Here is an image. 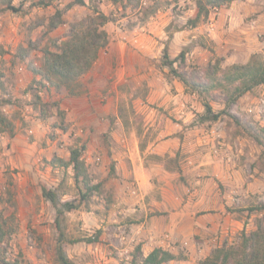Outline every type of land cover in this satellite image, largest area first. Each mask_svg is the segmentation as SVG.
<instances>
[{
  "label": "rangeland",
  "instance_id": "374dc122",
  "mask_svg": "<svg viewBox=\"0 0 264 264\" xmlns=\"http://www.w3.org/2000/svg\"><path fill=\"white\" fill-rule=\"evenodd\" d=\"M37 1L15 0L13 5L18 12L0 9V102L10 100L2 103L1 110L12 122L14 133L22 136L14 146L6 133L0 135V215L11 216L8 226L15 229L6 243V252H0V264H58L56 213L42 196L43 187L57 193L59 204L68 201L79 206L59 219L66 238L98 236L96 243L65 246L66 255L75 264H130L135 245L124 243L121 237L132 234L130 225L145 218L146 213L138 211V201L147 206L148 217L159 214L156 203L163 198L170 203L196 204L200 209L197 215L220 214L221 224L213 233L217 242L212 250L237 244L242 233L252 232L263 213L249 210L264 203L263 146L255 139H264V86L226 107L224 94L214 92L205 98L193 95L161 65L166 44L171 58L180 51L189 54H185L186 65L182 69L187 75L201 78V70L217 59L205 60L196 53L191 57L195 40L171 51L172 34L185 22L181 17L192 14L194 0H143L137 9H123L109 0H85L84 6L69 9L63 15L64 24L45 33L40 50L55 51V46L65 40L69 23L93 15L95 10L110 17L108 25L137 29L158 40L149 48L150 63L141 65V73L118 86L109 80L107 88L111 91L107 94L100 89L93 92L100 85L98 76H82L78 96L54 89L34 76L32 68H38L43 61L41 51L31 52L24 60L19 57L20 48H26L46 32L49 18L66 4L54 1L43 7L36 5ZM167 12H172L177 21L163 27L157 37L149 30L152 18L159 13L168 16ZM41 21L44 25L38 26ZM257 39L264 41V35L257 34ZM202 45L211 51L207 44ZM255 54L264 55V50ZM174 81L184 88L183 95ZM178 93L180 96L175 97ZM37 96L47 106L38 104ZM204 101L215 114H220L217 121L200 122ZM64 104L69 108L61 106ZM165 104L184 106L190 119L182 128V142L174 155L156 157L150 150L159 130L164 129V122L153 125L154 117L181 122L180 114L163 109ZM124 136L129 142L135 139L140 163L161 165L174 173L166 176L151 171L148 177L138 178L131 175L128 163L116 159L124 151L120 146ZM71 146L84 147L82 159L91 182L101 184L99 192L81 203L72 168L51 163L53 158L67 160ZM140 185L148 187L149 193L142 195ZM122 197L130 199L125 205L127 215L119 212ZM123 222H128L127 228ZM174 253L181 259L166 264H200L211 252L178 249Z\"/></svg>",
  "mask_w": 264,
  "mask_h": 264
},
{
  "label": "trees",
  "instance_id": "16d2710c",
  "mask_svg": "<svg viewBox=\"0 0 264 264\" xmlns=\"http://www.w3.org/2000/svg\"><path fill=\"white\" fill-rule=\"evenodd\" d=\"M15 0H0V9L18 12L13 5ZM24 1V0H23ZM54 1L66 2L63 9L56 10L46 24V32L40 34L36 41H30L26 48H20L19 57L24 60L33 51H41L43 54L42 64L38 68H32L34 76L38 77L41 83H47L54 89H63L70 96H78L81 93L79 79L91 70L96 62L101 50L108 44V35L103 29L111 22L109 16L95 10L93 15H89L78 21L69 23L68 33L55 51L47 48L40 50V42L45 33H49L64 24L63 15L74 6H84L85 0H38L35 4L47 7ZM112 4H120L123 9H137L141 7L143 0H109ZM236 0H194V16L186 21V26L196 28L202 23H206L212 10L229 5ZM22 3V1L20 2ZM148 15V14H147ZM43 26L41 21L37 24ZM185 51H180L173 58L169 55L167 44L162 50L161 65L168 69V74L180 82L186 91L196 94L200 98L210 96L214 92L225 95L226 107L235 104L241 97L250 93L255 88L264 84V55L254 54L245 64H233L222 67L221 59L209 62L202 70V77L198 78L182 72L186 65ZM176 65V66H175ZM37 103L42 104L37 96ZM4 104L10 100H4ZM0 102V135L6 133L9 138L14 135L13 124L2 112ZM204 114L200 116V122H215L220 114H215L207 101L202 103ZM224 113V112H222ZM264 133V130H262ZM258 144L263 146L264 139L255 136ZM84 147L71 146L69 148V158L62 160L53 158L52 164H57L61 168L71 167L73 170V180L79 192L78 203L85 201L94 192H99L101 184H92L87 168L82 159ZM113 170V166H111ZM42 196L49 201L56 213L54 225L58 231V238L55 248V256L58 264H75L65 253L66 245H74L79 242L87 244L98 242V236L86 239H68L60 228L59 219L65 212H72L78 209L75 202H57V193L54 190L42 188ZM249 211L263 213L256 219L255 229L249 234L242 233L239 242L234 245H222L216 247L205 257L200 264H264V203L251 208ZM9 217L0 215V252H6V243L14 232L12 226H8ZM130 264H166L168 262L181 259L180 256L169 252L163 248H154L146 256L143 255L140 245L135 246L131 255Z\"/></svg>",
  "mask_w": 264,
  "mask_h": 264
},
{
  "label": "crops",
  "instance_id": "0c3cea01",
  "mask_svg": "<svg viewBox=\"0 0 264 264\" xmlns=\"http://www.w3.org/2000/svg\"><path fill=\"white\" fill-rule=\"evenodd\" d=\"M166 15L168 16L159 13L155 18H152L153 22L150 24L149 30L153 31L157 37H160L159 35L163 32V27L171 24L175 25L177 21L172 12L170 14L167 12ZM193 16L194 10L192 14L186 15L184 18L181 17L185 22L178 26V30L173 32L170 39L169 45L172 52L195 40L194 51L190 54L191 57L196 53V55H202L205 60H209V57L221 58L223 66H230L245 64L253 54L264 50V41L257 39V34L264 35V0L233 1L229 5L212 10L206 23H202L196 28L187 27L185 25L187 19ZM108 24L103 28L108 35V44L106 48L100 51L91 70L85 74L88 78L98 76L100 85L93 89V92L100 89L106 94L111 91L107 88L109 80L113 79L114 85L118 86L128 82L129 77H132L133 74L141 73V65L150 63L148 59L149 48L158 43L157 38L147 37L137 29L126 30ZM144 29L147 30V28ZM202 44H207L211 51H208L207 47L205 48ZM174 82L181 87V94L183 95L184 88L177 81ZM261 86H264V84ZM177 96L179 97L180 93L175 97ZM66 104H68V101ZM66 104L61 106H66L65 108L68 109L69 107ZM163 107L165 111L180 114L181 122L173 123L169 119L162 120L161 118L159 120L158 116L154 117V120H152L153 125L158 122L157 125L160 126L162 121L164 122V129L159 130L158 138H156L150 150V153L156 157H163L166 154L174 155V150H178L182 142V128L190 119L189 115L186 114L185 107L182 105L173 107L165 104ZM26 121L30 122L28 117H26ZM21 139L22 136L16 134L15 131L10 140L16 146ZM135 143L133 138L129 142L125 136L122 137L120 146L123 147L122 150L124 151L120 152L121 156L116 158L119 163H128L130 168L127 171L131 175L138 178L148 177L151 171L166 176L174 173L161 165L145 166L142 162L140 163L138 159L139 150ZM141 185V194L146 195L149 193L148 187ZM120 199L123 205L120 206L119 212L127 215L125 205L130 202V199L128 197ZM165 199L163 198L161 202L156 203L159 214L150 217L147 214V206L138 201L140 206L138 211L145 212V218L130 225L132 234L122 236V241L124 243L134 242L135 246L140 245L144 256L154 248H163L173 254L178 249H184V252H211L213 245L217 242V237H213V233L220 228L221 215L210 212L197 215L200 213V209L197 208L196 204L182 205L181 202L170 203ZM126 223L123 222L122 226L127 228ZM196 236L199 238L195 239ZM195 242L197 246L194 245Z\"/></svg>",
  "mask_w": 264,
  "mask_h": 264
},
{
  "label": "built area",
  "instance_id": "2783aa9c",
  "mask_svg": "<svg viewBox=\"0 0 264 264\" xmlns=\"http://www.w3.org/2000/svg\"><path fill=\"white\" fill-rule=\"evenodd\" d=\"M262 104L264 105V100L262 101Z\"/></svg>",
  "mask_w": 264,
  "mask_h": 264
}]
</instances>
